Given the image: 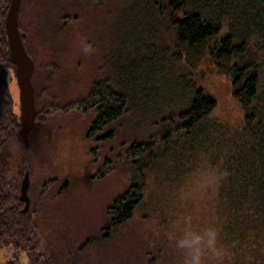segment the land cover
Returning a JSON list of instances; mask_svg holds the SVG:
<instances>
[{"label": "rangeland", "instance_id": "obj_1", "mask_svg": "<svg viewBox=\"0 0 264 264\" xmlns=\"http://www.w3.org/2000/svg\"><path fill=\"white\" fill-rule=\"evenodd\" d=\"M22 7L20 29L35 64L37 111L46 114L17 156L25 153L32 163L30 209L40 212V230L31 246L36 251L5 245L0 264L15 258L31 264L34 252L55 264H182L173 249L181 234L173 231V221L189 215L193 229L201 231L197 220L204 206L196 204L203 196L182 198L181 190L209 169L194 163L173 176V147H167L154 152L152 171L140 172L127 162L126 152L136 141L157 137L155 118L173 111V69L196 77L217 98V117L236 122L242 114L230 83L208 64L197 69L174 56L173 24L163 0H25ZM86 45L91 46L87 54ZM8 81L20 115L14 66L8 68ZM105 81L132 104L116 128L90 138L96 113H48L86 98L95 83ZM50 181L55 183L44 191ZM139 184L145 190L143 205L124 226H111L109 208Z\"/></svg>", "mask_w": 264, "mask_h": 264}, {"label": "trees", "instance_id": "obj_2", "mask_svg": "<svg viewBox=\"0 0 264 264\" xmlns=\"http://www.w3.org/2000/svg\"><path fill=\"white\" fill-rule=\"evenodd\" d=\"M11 1L0 0V251L8 244H15L17 252L24 247L36 251L31 246L39 239L40 212L23 213L20 199L32 163L25 153L17 156L28 144L20 133L21 119L8 81V68L16 69L9 59L5 31ZM163 5L173 24L174 56L197 69L208 64L216 77H224L242 119H219L215 95L191 73L183 76L173 69L169 107L173 111H162L155 118L157 137L130 145L127 162L149 172L154 152L173 147V176L194 163L223 173L215 192L199 194L203 198L196 204L204 208L197 224L202 230H219V257L225 262L217 264H264V0H163ZM131 105L126 94L105 81L95 83L86 98L65 108L55 106L48 113H96L89 130L94 138L125 121ZM45 114L37 111L36 125ZM108 173L106 168L103 177ZM53 183H47L44 191ZM144 201V185L130 188L109 208L111 226L130 222ZM212 260L207 264H215ZM30 263L55 264L35 252Z\"/></svg>", "mask_w": 264, "mask_h": 264}, {"label": "water", "instance_id": "obj_3", "mask_svg": "<svg viewBox=\"0 0 264 264\" xmlns=\"http://www.w3.org/2000/svg\"><path fill=\"white\" fill-rule=\"evenodd\" d=\"M23 0H12L8 11L5 31L10 46V61L16 66V77L20 92V119L21 136L29 143V135L36 126L37 106L33 77L35 64L30 56L20 29V10ZM31 176L27 172L21 187V201L25 204L23 213H28L31 208L29 190Z\"/></svg>", "mask_w": 264, "mask_h": 264}, {"label": "clouds", "instance_id": "obj_4", "mask_svg": "<svg viewBox=\"0 0 264 264\" xmlns=\"http://www.w3.org/2000/svg\"><path fill=\"white\" fill-rule=\"evenodd\" d=\"M85 54L91 51V46L83 48ZM223 173L214 170L201 171L194 175L190 183L181 190L182 198H192L201 193L215 192ZM173 231L181 234L174 237V248L182 257V264H207L208 260L220 255V232L215 227H207L195 231L192 227V217H178L173 221Z\"/></svg>", "mask_w": 264, "mask_h": 264}, {"label": "flooded vegetation", "instance_id": "obj_5", "mask_svg": "<svg viewBox=\"0 0 264 264\" xmlns=\"http://www.w3.org/2000/svg\"><path fill=\"white\" fill-rule=\"evenodd\" d=\"M36 99V98H35Z\"/></svg>", "mask_w": 264, "mask_h": 264}]
</instances>
